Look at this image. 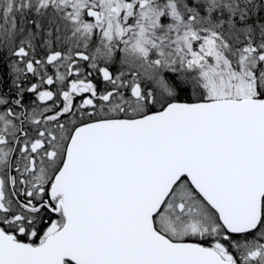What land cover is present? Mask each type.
I'll list each match as a JSON object with an SVG mask.
<instances>
[{
    "label": "water",
    "instance_id": "1",
    "mask_svg": "<svg viewBox=\"0 0 264 264\" xmlns=\"http://www.w3.org/2000/svg\"><path fill=\"white\" fill-rule=\"evenodd\" d=\"M183 178L227 231L256 228L264 200V99L176 101L141 118L80 126L56 176L65 196L63 227L40 246L0 230V264H233L156 228Z\"/></svg>",
    "mask_w": 264,
    "mask_h": 264
},
{
    "label": "flooded vegetation",
    "instance_id": "2",
    "mask_svg": "<svg viewBox=\"0 0 264 264\" xmlns=\"http://www.w3.org/2000/svg\"><path fill=\"white\" fill-rule=\"evenodd\" d=\"M167 1L159 0V11L167 7ZM231 2L234 7H230ZM8 3L12 6L6 12ZM172 5V12H159L163 27L157 45L159 54L154 53L161 58L162 49L170 50L176 57L169 65L159 61V72L174 74L177 82H180L178 76L185 73L181 70L183 58L192 59L191 50L206 46L208 39L220 51L226 50L230 30L236 33L231 40H245L243 32L246 41L264 39V0H192V4L188 0H175V6ZM0 9V53L5 37L11 35V57L23 64L20 72L13 65L16 78L11 81L3 66L9 60L0 58V230L18 242L40 246L55 236L65 222V196L55 182L76 129L100 120L141 118L163 110L180 98L169 86L171 94H165L167 99L159 103V84L135 75L139 69L133 65L116 68L109 62L86 64L83 53L89 51L77 45L67 48L62 34L67 18L47 16L52 11L50 6L41 10L24 0H10L2 2ZM91 9L98 11L93 16L96 23L92 50L97 52L103 45L101 39L105 38L102 32L114 31L117 22L111 17L108 27L102 10L95 6L88 12ZM124 13L122 10L119 15ZM125 19L127 23L135 20L131 12L125 13ZM19 24L27 30L23 33L26 36L14 33L13 27ZM71 24L77 26L73 21ZM68 29L70 33L73 31ZM114 32L110 42L118 41L123 46L120 35L116 34L118 29ZM35 37L49 43V50L37 46ZM68 52H71L70 60L65 59ZM54 225H58V230L47 237ZM263 228L264 200L262 218L256 228L240 233L225 229V239L235 236L240 240L239 247L229 250L225 243L217 250L225 261L233 264H261L259 248L255 249L257 254L251 255L242 247L253 241Z\"/></svg>",
    "mask_w": 264,
    "mask_h": 264
},
{
    "label": "rangeland",
    "instance_id": "3",
    "mask_svg": "<svg viewBox=\"0 0 264 264\" xmlns=\"http://www.w3.org/2000/svg\"><path fill=\"white\" fill-rule=\"evenodd\" d=\"M10 0H0L2 2ZM30 6L36 9H46L51 7L56 17L64 19V25L71 28L66 29L64 26L62 34L66 39H71V34L80 32L81 40L76 41L72 38V43L89 53H83V60L86 64L97 65L99 62L111 63L113 65H134L139 69L140 78L153 81L159 84V90L163 94L159 97V103L167 99L166 95H170L169 84L166 75L159 72V61L164 65H169L176 60L170 50L162 49L161 58L156 57L159 54L158 43L160 29L163 24L159 23V12H172L175 0H168L167 7H163L159 11V0H24ZM211 2V0H208ZM6 5V4H5ZM11 3L6 5V12H9ZM98 6L102 10L105 24L111 27V17H114V31L118 29L123 46L118 41L111 43L114 31L105 30L102 32V46L97 52H93V27L95 20L88 12L89 8ZM230 7H234V3H230ZM41 9V10H42ZM126 14L131 12V16L135 18L134 22L127 23L124 15H119L121 11ZM187 12V11H185ZM1 14V9H0ZM89 16V17H88ZM91 17V18H90ZM75 25L71 24V20ZM71 22H70V21ZM54 21V20H52ZM52 23V22H51ZM132 23V24H131ZM63 26V25H62ZM76 26L77 29L74 27ZM232 29V26L229 28ZM127 30V31H125ZM1 32V28H0ZM12 32V31H10ZM229 40L226 44V50H221L215 46L211 40H206V46L197 47L191 50L193 55L183 58L181 70L185 73L180 75V83L182 85H190L193 99H222V98H256L261 92H264V39L261 37L254 40H231V36L236 35L230 30ZM233 34V35H232ZM11 36V35H9ZM73 37V36H72ZM115 37V36H114ZM75 39V40H74ZM11 37L7 41L9 46ZM165 47L168 43L163 40ZM69 43V42H68ZM110 43V47L107 46ZM253 43L256 50H253ZM73 47V44H71ZM258 47V49H257ZM68 48V47H67ZM70 48V45H69ZM156 52V53H154ZM70 53L65 59L70 60ZM152 55V56H151ZM16 69V68H15ZM190 83V84H189ZM167 90H169L167 92ZM166 94V95H165ZM37 109V108H36ZM158 227L166 234L176 240L193 239L204 235H217L218 232L225 233V229L218 221V217L211 211L205 201L195 192L187 179H184L175 186L174 190L166 200L162 210L156 216ZM58 230V225H54L47 237H50ZM222 233V234H223ZM219 238V237H217ZM245 244V243H241ZM240 245V244H238ZM235 244L234 248L239 247ZM222 245L215 247L217 249ZM242 248L251 255L257 254L259 248V260L264 264V228L259 232L257 237L250 241ZM229 256V254H227Z\"/></svg>",
    "mask_w": 264,
    "mask_h": 264
},
{
    "label": "bare ground",
    "instance_id": "4",
    "mask_svg": "<svg viewBox=\"0 0 264 264\" xmlns=\"http://www.w3.org/2000/svg\"><path fill=\"white\" fill-rule=\"evenodd\" d=\"M198 1V0H197ZM188 2H189V4H192V0H188ZM47 16H49V17H52L53 19L54 18H56V15H55V12H53V11H51V12H49L48 14H47ZM20 26H14L13 27V31H14V33H16V32H19L17 35H19V36H26L25 34L27 33V30L23 27V25L22 24H19ZM17 28V29H16ZM67 29H68V27H67ZM260 30H261V28L259 29V32H260ZM258 32V33H259ZM23 33H25V34H23ZM257 33V34H258ZM73 36V37H72ZM71 36V39L72 38H75L76 39V41H79V40H81V38H80V35H78V34H73ZM28 38V37H27ZM9 39V36H6L5 37V43L3 44V51L0 53V58H1V56H3V58H7L8 60H9V62L8 63H5L3 66H4V68L6 69V73H7V75H8V77H9V79L11 80V81H14L15 80V78H16V75H15V73H14V66L13 65H15L16 67H17V71L18 72H20V71H22L23 70V64L21 63V62H18L15 58H12L11 56V51H12V49H13V44H11V45H6V40H8ZM71 39H66L65 40V45H67V47H68V49H72V48H74V43H72V40ZM74 39V40H75ZM34 42H35V44L37 45V46H39L40 48H42V49H45V50H49V48H50V46H49V43H47V42H45L44 40H42L41 38H38V37H35V39H34ZM69 42V43H68ZM71 44H73V47H72V45ZM69 45H70V48H69ZM2 58V59H3ZM0 63H2L1 62V60H0ZM99 63V62H98ZM125 66H127V65H125ZM125 66H121V65H116V68H123V67H125ZM128 66H130V65H128ZM134 66V65H133ZM0 69H1V67H0ZM128 72H130L131 74H133V72H132V69H128ZM163 74H165L166 75V80H167V78H168V76L170 75V74H172V73H163ZM173 76H174V74H173ZM179 78H180V76H178ZM160 87V86H159ZM169 90H167V92H168ZM171 91H169V93H170Z\"/></svg>",
    "mask_w": 264,
    "mask_h": 264
},
{
    "label": "trees",
    "instance_id": "5",
    "mask_svg": "<svg viewBox=\"0 0 264 264\" xmlns=\"http://www.w3.org/2000/svg\"><path fill=\"white\" fill-rule=\"evenodd\" d=\"M0 67H1V63H0ZM167 82H168L169 86L171 88H173L174 92L176 93V97L178 96L180 98V100H178V101L191 102V101H197V100H205V99L195 100V99L191 98L192 92H191L190 88L188 86L182 85L180 82H177L176 79L174 78L173 74H170L168 76ZM161 94H163V91L159 92V96ZM257 97L258 98H264V92H261L259 94V96H257ZM211 211L214 212L212 209H211ZM214 214H215V212H214ZM159 230L164 232L160 228H159ZM222 233L223 232H218V234L214 235V236L204 235V236H199L197 238L186 239V240L199 242L200 244L207 246V247H217L219 245L223 246L226 243L229 250L234 249L235 244L240 242V240L236 239L235 236H230V239H225V233H223V234ZM166 235H168V234H166ZM217 237H219V238H217Z\"/></svg>",
    "mask_w": 264,
    "mask_h": 264
}]
</instances>
